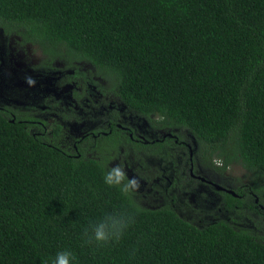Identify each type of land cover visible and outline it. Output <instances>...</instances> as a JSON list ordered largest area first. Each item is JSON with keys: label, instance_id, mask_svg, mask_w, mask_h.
Masks as SVG:
<instances>
[{"label": "trees", "instance_id": "trees-1", "mask_svg": "<svg viewBox=\"0 0 264 264\" xmlns=\"http://www.w3.org/2000/svg\"><path fill=\"white\" fill-rule=\"evenodd\" d=\"M0 22L92 64L133 114L186 130L208 162L264 176V0H0ZM106 171L0 112V264L63 250L75 264H264V236L142 208ZM125 210L135 219L118 242L85 245L90 223Z\"/></svg>", "mask_w": 264, "mask_h": 264}, {"label": "flooded vegetation", "instance_id": "flooded-vegetation-1", "mask_svg": "<svg viewBox=\"0 0 264 264\" xmlns=\"http://www.w3.org/2000/svg\"><path fill=\"white\" fill-rule=\"evenodd\" d=\"M21 48L31 51L23 68L14 64ZM66 59L0 22V112L70 157L98 161L107 170L113 162L122 165L140 182V195L130 194L136 202H162L142 208H170L199 227L225 221L264 236V189L256 193L255 182L236 185L228 174L234 164L224 169L216 158L208 162L186 130L162 129L154 116L133 114L92 64ZM97 152L103 159L92 157Z\"/></svg>", "mask_w": 264, "mask_h": 264}, {"label": "clouds", "instance_id": "clouds-1", "mask_svg": "<svg viewBox=\"0 0 264 264\" xmlns=\"http://www.w3.org/2000/svg\"><path fill=\"white\" fill-rule=\"evenodd\" d=\"M26 82L34 84L31 78ZM104 182L109 187L117 188L123 195L129 196L139 190L140 182L136 177H128L122 165L112 166L105 172ZM134 215L130 211H123L116 214L106 213L102 218L89 224L82 233L81 239L85 245H96L104 247L113 242H118L125 231L134 223ZM76 256L70 250H63L56 253L51 260H43L42 264H75Z\"/></svg>", "mask_w": 264, "mask_h": 264}, {"label": "rangeland", "instance_id": "rangeland-1", "mask_svg": "<svg viewBox=\"0 0 264 264\" xmlns=\"http://www.w3.org/2000/svg\"><path fill=\"white\" fill-rule=\"evenodd\" d=\"M24 52H18L20 53L19 56L17 59H16V62L14 63L15 66L17 67H21L23 68V62L26 61V59H28L29 55H30V52L29 49H23L21 48ZM34 52H37V50H33ZM15 52V49H13V53ZM16 53H17V49H16ZM33 53V52H32ZM31 53V54H32ZM19 90L16 88V93H15V97L17 100H19L21 103L23 101H25L24 98H19ZM93 158H96V159H103L102 158V155L97 152L96 155H93L92 156ZM112 162V161H111ZM110 162V163H111ZM113 164L114 166L117 165L115 162L111 163ZM228 174L230 175L231 178H233V181L235 182L236 185L238 186H241V185H244V184H250L253 182H257L259 183L262 187L261 188H264V176H260V175H254L253 173L247 171L246 169H244L242 166L240 165H235L233 166L230 171L228 172ZM141 190V189H140ZM140 190L138 191H135L136 193V196L140 195L141 192H139ZM156 191V190H155ZM147 195H150V194H147ZM148 197V196H146ZM135 199V202H136V198ZM139 199H142V197L139 196ZM140 207L141 205L145 208H152V209H155L156 207L162 205V202H153L151 205H144L143 204V201L142 202H136ZM262 237V236H260Z\"/></svg>", "mask_w": 264, "mask_h": 264}]
</instances>
